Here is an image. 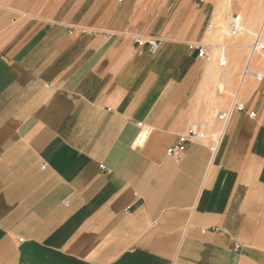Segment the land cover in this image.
Here are the masks:
<instances>
[{
    "label": "crops",
    "instance_id": "1",
    "mask_svg": "<svg viewBox=\"0 0 264 264\" xmlns=\"http://www.w3.org/2000/svg\"><path fill=\"white\" fill-rule=\"evenodd\" d=\"M147 4L0 0V264H264V87Z\"/></svg>",
    "mask_w": 264,
    "mask_h": 264
},
{
    "label": "rangeland",
    "instance_id": "2",
    "mask_svg": "<svg viewBox=\"0 0 264 264\" xmlns=\"http://www.w3.org/2000/svg\"><path fill=\"white\" fill-rule=\"evenodd\" d=\"M235 2L236 0H233V10L230 15L225 11L223 0H148L147 4L148 7L159 9L160 13L164 14L163 19L181 20L184 31L193 37L189 43L206 46L210 54V61L218 70H221V72L229 69L234 71V79L225 88L229 98L236 92L243 70L249 63V46L254 40V35L260 33L261 27L264 24V17L259 22L257 21L254 27H250L248 24V16L260 4H263L264 0H247L249 5L247 11ZM234 15L243 17L244 32L231 35L230 32L225 31L224 27L230 26V17ZM211 24H214L212 30L210 29L212 27ZM248 32L250 33L248 34ZM262 37V43L264 44V35ZM220 60L226 61L227 65L219 67ZM252 60L253 68L262 74L263 79L261 82L247 79V84L252 87L249 95L258 86L264 87V49L253 57ZM223 80V78H220L216 83L219 82L224 85ZM262 91L264 93V88ZM209 126V128L212 127L211 123H209Z\"/></svg>",
    "mask_w": 264,
    "mask_h": 264
},
{
    "label": "built area",
    "instance_id": "3",
    "mask_svg": "<svg viewBox=\"0 0 264 264\" xmlns=\"http://www.w3.org/2000/svg\"><path fill=\"white\" fill-rule=\"evenodd\" d=\"M233 22H230V27L233 35H236L240 32V28L238 27L241 23L240 16L234 15ZM212 26V24H211ZM242 27V26H241ZM136 44L141 48H146L149 53H155L158 51L160 46V41L155 39H135ZM195 50L198 51V55L209 60L210 54L208 48L203 45H194L192 46ZM263 47L262 45V36L261 34H257L254 37L253 43L250 46V57L249 63L245 66L243 73H242V80L253 79L256 82H261L263 77L261 73H258L252 66L253 60L252 58L258 51ZM221 66H225L226 64L221 63ZM244 106L242 103L239 102L238 98L235 97L231 103L230 108L228 111L221 113L218 115L217 119L220 123V128L216 132H211L208 125L206 124H190L187 130L186 135L179 137L176 145L171 147L168 150V155L173 157L175 160H180L181 157L186 152L188 145L191 143L196 144H204L209 140L212 143L211 150L213 153H216L223 141L225 136V132L228 126L231 123V120L236 112L243 111ZM254 116V113L251 114Z\"/></svg>",
    "mask_w": 264,
    "mask_h": 264
},
{
    "label": "bare ground",
    "instance_id": "4",
    "mask_svg": "<svg viewBox=\"0 0 264 264\" xmlns=\"http://www.w3.org/2000/svg\"><path fill=\"white\" fill-rule=\"evenodd\" d=\"M235 3H237L239 6H241L244 10H248L249 9V5H248V3H247V0H236V2ZM223 4H224V8H225V11L227 12V14H231L232 13V10H233V0H223ZM226 14V13H225ZM264 17V3L263 4H260L258 7H257V9L254 11V12H252L249 16H248V24L250 25V27H254V25H255V23L258 21L259 22V20L261 19V18H263ZM240 19H241V23L239 24V28H240V32H244V28H243V17H241L240 16ZM233 16L232 17H230V22L232 23L233 21ZM264 23V22H263ZM247 24V25H248ZM249 25H248V27H249ZM242 26V27H241ZM213 27H214V24H212V27L210 28L211 30L213 29ZM223 28V27H222ZM225 28V31H227V32H230V34L231 35H233L232 34V31H231V27L229 26V27H224ZM250 29V28H249ZM248 29V30H249ZM220 30V29H219ZM220 32H221V30H220ZM247 33V32H246ZM250 32H248V34H249ZM258 33H256L255 35H254V37L257 35ZM259 34H261V36H263L264 35V24L262 25V27H261V31H260V33ZM263 38V37H262ZM253 43V42H252ZM252 45V44H251ZM250 45V46H251ZM262 45H263V47L258 51V53L261 51V50H263L264 49V44L262 43ZM204 46V45H203ZM250 46H249V49H250ZM223 48V47H222ZM220 50V49H219ZM217 51H218V49H217ZM250 51V50H249ZM221 52V51H220ZM217 53V52H216ZM218 53H219V51H218ZM250 53V52H249ZM257 53V54H258ZM222 54H223V51H222ZM257 54H255V56L257 55ZM219 55V54H218ZM254 56V57H255ZM253 59V58H252ZM221 63H224V64H226L227 65V62L226 61H221L220 60V63H219V65L221 64ZM225 65V66H226ZM225 66H221L220 65V67H225ZM214 71H216V70H214ZM215 73V72H214ZM214 75V74H213ZM216 77L218 78V74H216ZM263 77V76H262ZM215 78V77H214ZM212 100V99H211ZM211 107V106H210Z\"/></svg>",
    "mask_w": 264,
    "mask_h": 264
}]
</instances>
